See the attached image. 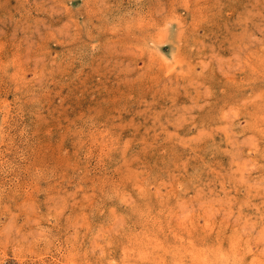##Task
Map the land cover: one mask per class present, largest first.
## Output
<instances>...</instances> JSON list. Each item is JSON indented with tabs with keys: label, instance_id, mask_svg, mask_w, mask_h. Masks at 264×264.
Segmentation results:
<instances>
[{
	"label": "rangeland",
	"instance_id": "obj_1",
	"mask_svg": "<svg viewBox=\"0 0 264 264\" xmlns=\"http://www.w3.org/2000/svg\"><path fill=\"white\" fill-rule=\"evenodd\" d=\"M0 264H264V0H0Z\"/></svg>",
	"mask_w": 264,
	"mask_h": 264
}]
</instances>
